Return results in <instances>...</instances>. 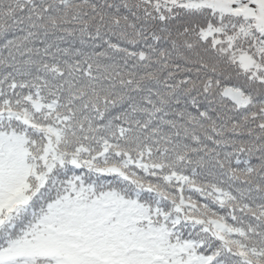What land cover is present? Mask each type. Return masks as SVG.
Wrapping results in <instances>:
<instances>
[{"label": "snow or ice", "instance_id": "1", "mask_svg": "<svg viewBox=\"0 0 264 264\" xmlns=\"http://www.w3.org/2000/svg\"><path fill=\"white\" fill-rule=\"evenodd\" d=\"M0 264H264V0H0Z\"/></svg>", "mask_w": 264, "mask_h": 264}]
</instances>
